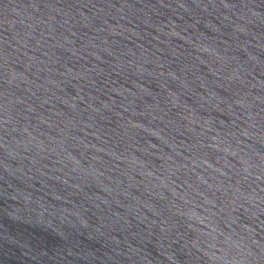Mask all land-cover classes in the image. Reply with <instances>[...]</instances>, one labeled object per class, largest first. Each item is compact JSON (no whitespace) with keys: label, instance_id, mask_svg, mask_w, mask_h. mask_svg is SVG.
<instances>
[{"label":"water","instance_id":"obj_1","mask_svg":"<svg viewBox=\"0 0 264 264\" xmlns=\"http://www.w3.org/2000/svg\"><path fill=\"white\" fill-rule=\"evenodd\" d=\"M0 264H264V0H0Z\"/></svg>","mask_w":264,"mask_h":264}]
</instances>
